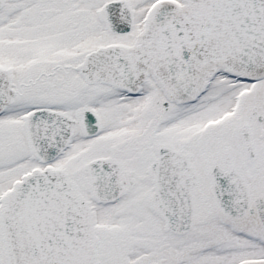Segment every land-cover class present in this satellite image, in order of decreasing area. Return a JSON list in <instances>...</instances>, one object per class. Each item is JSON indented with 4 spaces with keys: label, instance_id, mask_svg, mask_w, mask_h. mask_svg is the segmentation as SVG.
<instances>
[{
    "label": "snow or ice",
    "instance_id": "snow-or-ice-1",
    "mask_svg": "<svg viewBox=\"0 0 264 264\" xmlns=\"http://www.w3.org/2000/svg\"><path fill=\"white\" fill-rule=\"evenodd\" d=\"M0 264H264V0H0Z\"/></svg>",
    "mask_w": 264,
    "mask_h": 264
}]
</instances>
